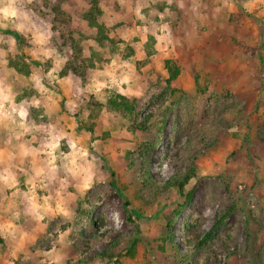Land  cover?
<instances>
[{
    "label": "rangeland",
    "instance_id": "rangeland-1",
    "mask_svg": "<svg viewBox=\"0 0 264 264\" xmlns=\"http://www.w3.org/2000/svg\"><path fill=\"white\" fill-rule=\"evenodd\" d=\"M102 1L99 22L115 44L94 41L97 30L83 18L87 0H17L15 17L0 12L3 87L16 105L30 102L43 72L40 84L66 116L62 122L54 110L50 117L60 122L49 123L29 103L32 133L5 132V159L34 199L22 224L0 238V264H264V16L246 4L226 19V0H200L203 14L192 24L178 13L182 0L135 1L138 15L127 0H105V15ZM53 5L65 12L61 32L53 30ZM7 30L24 37L22 46ZM193 34L200 36L196 52L179 44ZM160 35L167 42L157 44ZM17 58L30 64V76L10 66ZM166 60L181 64L182 92L164 87ZM66 67L84 79L63 74ZM69 75L63 93L57 80ZM113 94L135 100L138 115L109 111ZM191 170L185 192L193 200L174 219L185 197L171 183Z\"/></svg>",
    "mask_w": 264,
    "mask_h": 264
},
{
    "label": "crops",
    "instance_id": "crops-1",
    "mask_svg": "<svg viewBox=\"0 0 264 264\" xmlns=\"http://www.w3.org/2000/svg\"><path fill=\"white\" fill-rule=\"evenodd\" d=\"M113 2L112 4L115 5H121L123 0H108ZM135 1L138 0H127L128 3L127 7L129 10H133L135 11L134 8H132V4H135ZM149 1V0H148ZM105 0L102 1V6L104 9V13L105 15L108 13L106 11V6L104 4ZM144 3V2H143ZM227 3V12H229L230 14L226 19H230L231 13L232 12H237V13H243V11L247 8L245 7L246 4H254L257 5L256 6V12H258V10L260 11V16L263 17L264 16V0H226ZM199 4L202 5L200 0H182L181 3L179 4L180 6L178 7V13L182 16L183 20L186 21H190V23H195L193 20H195L197 17L202 16V7L200 8ZM259 5V6H258ZM111 10L113 9V5L112 7H110ZM251 8V7H250ZM84 12V10L82 11ZM81 12V15H82ZM136 14L138 15V11H135ZM219 14V13H218ZM136 15V16H137ZM133 16V15H132ZM110 17L114 19L119 18L116 15H112L110 14ZM135 16H133L134 18ZM223 17V19H225L224 15H217V18H221ZM229 17V18H228ZM147 25L150 30L147 33H150L152 35H156V33H154L155 31V26H153V24H145ZM259 26H262L261 20H259ZM157 31V30H156ZM137 32V31H136ZM147 33L145 34L146 36V40H147ZM136 34V33H135ZM246 33L243 32V35H246ZM230 35V34H229ZM198 37H200L199 35L197 36L196 34L190 35L189 36V42L182 40L180 41L179 44H183L182 46H186L188 49L190 47L191 50H193V52L198 51V49L200 48V43L198 40ZM141 40V44L144 45V43L146 42V40H143V37ZM201 39V38H200ZM159 42H167V39L164 38L163 39V35H160L159 38L157 39V44H159ZM228 43V42H226ZM188 44V45H186ZM194 44L196 45V47L194 48ZM162 45H160V47L156 46L157 50H160ZM174 47V45H173ZM163 49H165V47H163ZM162 49V50H163ZM167 49V48H166ZM228 52L230 51V47L226 48ZM37 67V66H36ZM186 71V69H185ZM40 78L39 80L42 82L43 78L45 75H43V72L40 73ZM35 77H38L37 74H35ZM1 81V80H0ZM68 81H72L70 75L68 77L62 78L57 80L58 84H59V88L60 90H62V92L66 93L71 85L68 84ZM187 81V85L191 84L190 79L186 80ZM95 82V80H94ZM98 84H100V82L97 80ZM180 84L183 83V77L180 76L179 79ZM4 83V82H3ZM43 85V88L45 89L44 91H41L38 89V93H39V97L37 98V100L40 101V105L37 108H41L44 112L45 115H47L48 117L50 116H54L53 115V111L55 110L56 117L59 114V118H57L58 120L66 121V116L65 114H61L60 112L62 111V107L59 104H56L52 99V95H54V91H51L47 85ZM67 85V89H63L65 88V86ZM96 84L94 83V85L92 86V88H94ZM66 90V91H65ZM65 109V107H64ZM52 112V113H50ZM55 117V116H54ZM50 121L49 123L52 122H60V121H56L54 120L55 118L50 117L49 118ZM54 120V121H52ZM30 122H28V119L26 118L25 120V125L30 129L29 130V134L32 133V129H31V124H29ZM13 127H18L20 128L19 130L22 132L21 127H19V121L17 120L16 123H13L11 120L5 119L3 120L2 123H0V176H4L7 177L6 180H0V238L3 239V234H5V232L7 231L8 228H16L18 225H21L24 220H25V216L22 215L23 212H29V209H31L32 207V202L30 201V199H34V192L29 190H23L20 189L21 187L19 186V183L22 182L21 180L24 179V175L22 174H17V170L15 167H12L15 162L11 159L10 162L6 161L7 159H5V150H4V146H3V140L4 137L7 133H5L6 131L12 132ZM10 129V130H9ZM24 130V129H23ZM10 164V165H7ZM23 177V179H22ZM26 180V177H25ZM32 198H31V197ZM19 213V218H17L16 214ZM13 217V219H12ZM28 220V219H27ZM3 244H6V242H4V240L0 239V246L2 247Z\"/></svg>",
    "mask_w": 264,
    "mask_h": 264
},
{
    "label": "trees",
    "instance_id": "trees-1",
    "mask_svg": "<svg viewBox=\"0 0 264 264\" xmlns=\"http://www.w3.org/2000/svg\"><path fill=\"white\" fill-rule=\"evenodd\" d=\"M87 2L89 4V8L83 14V18L89 23V25L92 28H95L97 30L96 35H94L93 37L94 41L98 42L99 44H102L104 42L115 44L116 41L113 38L109 37L107 33V28L99 22L100 17L103 15V11L100 4L101 0H87ZM52 13L55 15L53 20V30L61 32L62 28L66 25L65 21L67 19L65 18V12L62 10L61 5L59 6L53 5ZM1 32L7 35H12L16 39L19 46H22L23 42L25 41L24 37L17 32L11 30L1 31ZM61 37L64 38V35H61ZM71 45L73 51L81 55L82 49L79 47L80 46L79 42L72 41ZM64 46L66 45L64 44ZM128 50L129 51L127 54L132 56L134 54V50L131 47L128 48ZM32 64L35 66H40L39 62H33ZM10 66L14 68L18 73L23 74L27 77L30 76L31 74L30 64H28L27 61L23 58L12 59L10 61ZM163 67L167 70L169 74V77L164 81V87L167 90H169L172 94L182 92L181 88L178 85V79L182 73V67L179 61L166 60L164 61ZM70 70L73 71V73H77L81 77L83 76L82 79H84L85 75L83 73H78L75 70L71 69L70 67L68 68L66 67L65 72L63 74H67ZM107 109L111 112L112 111L118 112L125 117H133L138 115V111L136 109V101L130 100L127 97L120 94H113L108 99ZM32 110L34 112L37 111L35 109ZM142 124H143L142 127H144V129H147L146 124L145 123ZM88 131L91 134H93L94 126L90 127ZM112 177H114V174L112 175ZM193 177H194V170H191L189 174L185 175L181 179H176L174 180L173 183H171L172 184L171 187L176 188L178 193L185 197L184 203L179 205L178 208L173 211L174 219H176L178 216H183L184 209L186 208V206L189 207L190 206L189 204H191L193 200V191H188L187 193L185 192L186 186L189 184V182ZM125 206L129 207V203L126 201H125ZM220 223H221L220 221L216 223V225L207 234V237H205L204 242H207L209 239H211L214 236V234L216 233V231H218L220 227Z\"/></svg>",
    "mask_w": 264,
    "mask_h": 264
},
{
    "label": "clouds",
    "instance_id": "clouds-1",
    "mask_svg": "<svg viewBox=\"0 0 264 264\" xmlns=\"http://www.w3.org/2000/svg\"><path fill=\"white\" fill-rule=\"evenodd\" d=\"M7 3V7L0 8V12L4 14V18L8 17H15L17 15V12L14 10V5L16 4L17 0H0V4ZM32 0H28V3H31ZM169 3H171V0H169ZM139 14V10H138ZM142 18V17H141ZM2 26V25H0ZM52 73H49V76H51ZM36 87L44 91L43 85L40 84L39 80L36 81ZM11 89L3 87V81H0V123L3 122V120L8 119L11 120L13 123H16L17 120L19 121V127L23 128L25 132L29 131L30 129L25 125V120L29 116V112L25 105L31 104L32 106L39 107L40 101L36 98H33L30 102L29 101H22L21 104L16 105L13 102V97L10 95ZM5 103L8 104V108H5ZM57 145L52 144L50 147L55 148ZM23 148V146H21ZM23 155H28V152L25 150L22 153ZM55 159V157H53ZM51 163V161H49ZM52 171H55L54 167L51 169ZM43 172V169L37 171V175H40ZM7 177L0 176V180H6ZM34 207V206H33ZM31 211V209H29ZM17 218H19V213L16 214ZM37 219L42 220L43 216H37ZM117 227H119V222L117 220Z\"/></svg>",
    "mask_w": 264,
    "mask_h": 264
}]
</instances>
